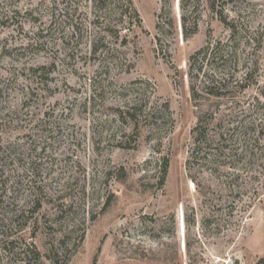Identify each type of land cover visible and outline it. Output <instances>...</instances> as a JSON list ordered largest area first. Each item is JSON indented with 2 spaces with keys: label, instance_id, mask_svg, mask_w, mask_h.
Instances as JSON below:
<instances>
[{
  "label": "rangeland",
  "instance_id": "rangeland-1",
  "mask_svg": "<svg viewBox=\"0 0 264 264\" xmlns=\"http://www.w3.org/2000/svg\"><path fill=\"white\" fill-rule=\"evenodd\" d=\"M0 264H264V0H0Z\"/></svg>",
  "mask_w": 264,
  "mask_h": 264
},
{
  "label": "trees",
  "instance_id": "trees-1",
  "mask_svg": "<svg viewBox=\"0 0 264 264\" xmlns=\"http://www.w3.org/2000/svg\"><path fill=\"white\" fill-rule=\"evenodd\" d=\"M194 91V90H193ZM220 97V96H219Z\"/></svg>",
  "mask_w": 264,
  "mask_h": 264
}]
</instances>
